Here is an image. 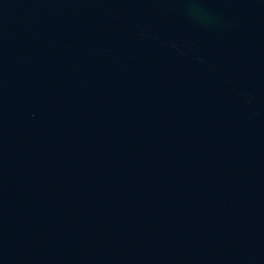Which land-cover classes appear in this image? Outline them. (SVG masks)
<instances>
[{"label":"water","instance_id":"95a60500","mask_svg":"<svg viewBox=\"0 0 264 264\" xmlns=\"http://www.w3.org/2000/svg\"><path fill=\"white\" fill-rule=\"evenodd\" d=\"M0 264H264V0H0Z\"/></svg>","mask_w":264,"mask_h":264}]
</instances>
